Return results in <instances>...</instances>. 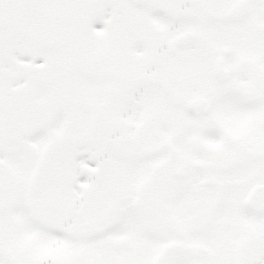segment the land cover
I'll use <instances>...</instances> for the list:
<instances>
[{
  "label": "snow or ice",
  "instance_id": "6c2138e0",
  "mask_svg": "<svg viewBox=\"0 0 264 264\" xmlns=\"http://www.w3.org/2000/svg\"><path fill=\"white\" fill-rule=\"evenodd\" d=\"M0 264H264V0H0Z\"/></svg>",
  "mask_w": 264,
  "mask_h": 264
}]
</instances>
